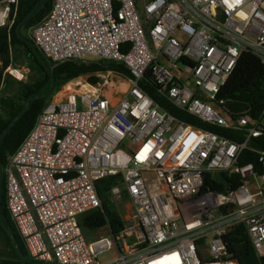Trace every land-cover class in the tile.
<instances>
[{
	"label": "built area",
	"instance_id": "2783aa9c",
	"mask_svg": "<svg viewBox=\"0 0 264 264\" xmlns=\"http://www.w3.org/2000/svg\"><path fill=\"white\" fill-rule=\"evenodd\" d=\"M17 1L0 0V28L12 25ZM31 36L53 61L112 60L126 68L61 89L8 157L7 208L31 259L239 264L224 240L238 224L264 256V149L250 144L264 134V106L257 118L232 115L217 97L242 53L264 64V0H54ZM5 72L18 80L26 74L13 63ZM144 78L174 106L240 131L242 140L177 118L142 88ZM244 150L256 153V163L240 162ZM207 172L239 182L215 190L205 185ZM109 176L117 177L108 199L119 204L126 194L131 214L120 216L118 232L87 239L79 217L101 205L98 188Z\"/></svg>",
	"mask_w": 264,
	"mask_h": 264
},
{
	"label": "trees",
	"instance_id": "16d2710c",
	"mask_svg": "<svg viewBox=\"0 0 264 264\" xmlns=\"http://www.w3.org/2000/svg\"><path fill=\"white\" fill-rule=\"evenodd\" d=\"M53 2L54 0H18L12 25L0 28V136L11 124L0 139V168L2 169L0 264H23L9 231L15 237L16 244L26 257L27 263L38 264L29 256L24 240L7 208L4 168L8 163L9 155L18 149L33 128L38 115L50 101L53 92L61 84L81 75H87V80L95 83L98 80L96 73L99 71L120 69L126 72L122 63L112 60H94L85 63L75 60L53 61L46 57L32 39L31 29L50 12ZM31 44H34V48L42 58L34 51ZM13 53H20L30 61L31 71L27 80H18L9 74H4V70L16 60ZM51 74L54 77L53 88L48 95L44 96L51 84ZM141 86L154 101L177 118L194 126L217 132L236 142L242 140V132L206 124L194 115L174 106L159 92L151 78H144ZM217 97L225 100L232 115L246 111L254 118L259 117L264 106V64L260 58L250 52L242 53ZM250 144L253 148L264 149V134L252 138ZM256 161V153L251 150H244L240 157L241 163H256ZM223 176L228 182L227 187L215 180L210 172L206 173L205 185L215 190L225 191L239 182L238 177L233 174L228 175L223 172ZM116 177H107L99 186L101 205L79 217V224L83 229L108 228V233H116L123 227L120 214L106 194ZM224 240L229 253L239 264H264V256L256 254L243 224L233 226L224 235Z\"/></svg>",
	"mask_w": 264,
	"mask_h": 264
},
{
	"label": "rangeland",
	"instance_id": "374dc122",
	"mask_svg": "<svg viewBox=\"0 0 264 264\" xmlns=\"http://www.w3.org/2000/svg\"><path fill=\"white\" fill-rule=\"evenodd\" d=\"M14 57L16 58V60L13 62V64L22 67L24 70H26V74H25V80L28 79L29 75H30V71H31V64L30 61L22 54L20 53H13ZM0 65H1V61H0ZM8 74L7 72H5L4 70V74ZM78 79H80L81 81H86L87 80V75H81L79 77H77ZM111 79H113L115 81V86L120 89V82H118L116 80V77L114 75L111 76ZM76 80V79H75ZM75 80H73L72 82H75ZM71 83V82H70ZM70 83L65 82L63 84H61L58 89H56L53 94L52 97L57 96L59 91L61 89H65V90H69L70 87ZM61 94V93H59ZM122 92H118L115 94L114 97V101H117L120 97H122ZM51 97V98H52ZM121 199L122 202L119 204H115L112 202V204L114 205L115 209L118 211V214H120V216H124V214L126 215H130L131 214V209L129 207V199L126 196V194H122L121 195ZM83 233L85 235V237L87 239H95L98 238L101 235H106L108 233V228H97V229H83ZM114 249L108 251L107 253H105L106 258H110L113 255Z\"/></svg>",
	"mask_w": 264,
	"mask_h": 264
},
{
	"label": "water",
	"instance_id": "95a60500",
	"mask_svg": "<svg viewBox=\"0 0 264 264\" xmlns=\"http://www.w3.org/2000/svg\"><path fill=\"white\" fill-rule=\"evenodd\" d=\"M40 4V3H39ZM38 4V5H39ZM37 8V7H36ZM35 8V9H36ZM34 9V10H35ZM32 46H33V48H34V44H31ZM34 51L38 54V56L40 57V58H42L40 55H39V53L36 51V49L34 48ZM48 68V67H47ZM53 84H54V77H53V75L51 74V84H50V86H49V88L47 89V91L44 93V96H46V95H48L49 93H50V91L52 90V88H53ZM26 104H27V102H26ZM25 104V105H26ZM24 109H25V106H24ZM10 126H11V124L8 126V128L5 130V132L4 133H6L7 131H8V129L10 128ZM3 133V134H4ZM3 134L0 136V139H1V137L3 136ZM213 177L214 178H216L217 180H219L223 185H226V180L223 178V175L221 174V173H214L213 174ZM1 180H2V169L0 168V186H1ZM0 201H1V189H0ZM1 217V216H0ZM9 233L11 234V236H12V241H13V244H14V246H15V248H16V251H17V253H18V255H19V257H20V259H21V261H22V263L23 264H28L27 263V259H26V257L24 256V254L22 253V251L20 250V248L17 246V244H16V240H15V237L13 236V234H12V232L11 231H9Z\"/></svg>",
	"mask_w": 264,
	"mask_h": 264
},
{
	"label": "crops",
	"instance_id": "0c3cea01",
	"mask_svg": "<svg viewBox=\"0 0 264 264\" xmlns=\"http://www.w3.org/2000/svg\"><path fill=\"white\" fill-rule=\"evenodd\" d=\"M75 79H78V78H74V80H75ZM78 80H79V79H78ZM72 81H73V79H72ZM72 81L70 80V81H68V82L70 83V82H72ZM70 85H71V86L74 85V82H73L72 84H70ZM120 85H121V86H120V90H124V89L126 88V85H124V84H120ZM114 97H115V96H114ZM113 99H114V98H113Z\"/></svg>",
	"mask_w": 264,
	"mask_h": 264
},
{
	"label": "bare ground",
	"instance_id": "6f19581e",
	"mask_svg": "<svg viewBox=\"0 0 264 264\" xmlns=\"http://www.w3.org/2000/svg\"><path fill=\"white\" fill-rule=\"evenodd\" d=\"M75 81H77V79Z\"/></svg>",
	"mask_w": 264,
	"mask_h": 264
}]
</instances>
